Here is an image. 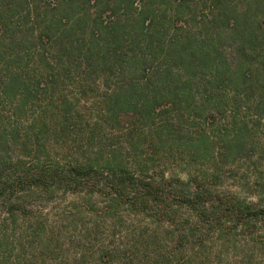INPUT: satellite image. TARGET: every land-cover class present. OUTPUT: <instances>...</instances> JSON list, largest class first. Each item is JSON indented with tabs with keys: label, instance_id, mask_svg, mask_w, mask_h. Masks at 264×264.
I'll return each mask as SVG.
<instances>
[{
	"label": "trees",
	"instance_id": "trees-1",
	"mask_svg": "<svg viewBox=\"0 0 264 264\" xmlns=\"http://www.w3.org/2000/svg\"><path fill=\"white\" fill-rule=\"evenodd\" d=\"M175 147L220 166L154 170ZM255 149L264 0H0V264H220L246 229L243 264H264V184L211 185Z\"/></svg>",
	"mask_w": 264,
	"mask_h": 264
},
{
	"label": "rangeland",
	"instance_id": "rangeland-1",
	"mask_svg": "<svg viewBox=\"0 0 264 264\" xmlns=\"http://www.w3.org/2000/svg\"><path fill=\"white\" fill-rule=\"evenodd\" d=\"M66 86H62V90L60 91H64L66 93L73 91V87L71 86V84H65ZM34 109H31L30 111H33ZM80 111V115H78L77 117V121L79 122L81 120V125L83 127H87V124L89 123L90 125L93 124L95 121H97L98 117L96 116V111H97V107L95 105L92 104H81V107L79 108ZM79 124V126H81ZM205 128L206 130H208V127L206 125L204 126H200L199 129H203ZM252 129V133L254 135V137H259L262 134V128L257 125V124H253V126H251ZM107 134L111 135L109 133L108 130H104ZM183 132V130H182ZM114 135H112L111 137H113V143H118L119 141H122L120 137L121 134L120 133H116L113 132ZM188 134L187 132H184ZM74 135V133H73ZM182 135H186V134H182ZM174 147V146H173ZM171 151V150H170ZM173 152H171L170 154H167L168 157H164L162 156V159L160 161V166H155L154 170L157 169H163L165 174L167 176L170 175H180L182 178H186L189 170L194 174V173H199V175L202 174V172H211L212 170L215 169V165L220 166L219 164H216L211 161L208 160L206 163L204 164H194V163H187V152L185 151V153L183 152L184 150H182V148H173L172 150ZM168 152H165V154ZM173 153V154H172ZM251 156H246L245 158H241V159H237L235 162L233 163H228L226 164L222 171H216V173H218L220 180L218 182H216L215 184H211L212 185V189H214L217 193H232V194H236V196H238L239 198L245 200V201H255L257 199V193H258V187L259 184H264V164L261 165V163L263 162L262 160H264V153L263 155L260 153V151L258 149H255L254 151L251 152ZM263 157V158H261ZM220 163V162H218ZM206 164V166H205ZM71 197L67 196V199H70ZM86 220V218H85ZM65 223H67V226L70 228L72 225H70L71 223L67 220L64 221ZM132 223V222H129ZM103 228H106V226H100V230H102V234H99V238L101 237V240L104 241H108L109 238L107 237V232L104 231ZM167 226H163L161 227V232L164 231L165 229H167ZM249 231L246 229L245 232L243 231L242 235L237 236L236 239L232 238V242L233 243H228V246L225 245L224 247H222L223 250V254L222 256H218V263L220 264H232V263H238V264H243V262L245 261V254L249 251L250 248V242L246 241V237L247 236H243V235H247ZM238 234H240V231L237 232ZM69 238L72 241V246H70L69 250L64 248V254L63 255H59L57 254V252L53 251L52 257L50 260L53 261V259H56V263L58 261H60V259H62V257H64L66 254H68L67 252L70 253V251L72 252L78 245V243L80 241H78L77 238V232L75 229H70V233H69ZM73 234V236H72ZM206 236H208L209 238L212 237V233H205ZM104 235V236H102ZM106 237V238H105ZM238 239V240H237ZM212 242H209V245H211ZM249 244V245H248ZM80 246V245H79ZM67 247V246H66ZM215 249V247L213 248ZM244 255V256H243ZM58 256L60 258H58ZM49 260V261H50ZM62 261V260H61ZM198 261L193 260L191 262V264H197Z\"/></svg>",
	"mask_w": 264,
	"mask_h": 264
}]
</instances>
